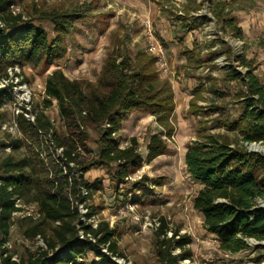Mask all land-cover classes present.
Instances as JSON below:
<instances>
[{"label":"trees","instance_id":"1","mask_svg":"<svg viewBox=\"0 0 264 264\" xmlns=\"http://www.w3.org/2000/svg\"><path fill=\"white\" fill-rule=\"evenodd\" d=\"M18 1L23 0H0V80L11 81L0 88V107L8 95L11 96L15 85L13 76L21 75L20 83L26 80L22 74L26 65L38 66L44 58L51 65L57 56L56 50L65 55V38L74 22V12H40V19L54 24L56 35L51 38L44 27L34 23L32 16L14 10ZM150 1L159 4L167 0ZM208 1L213 16L220 22V31L243 38V28L229 14V0ZM244 1L231 0L232 3ZM200 9L201 3L192 0L183 7L177 20L184 27L188 25L186 29L199 27L192 13ZM197 47L196 43L182 53L187 56L189 65L194 63L199 68L203 60ZM226 52L229 58L233 55L230 47ZM131 54L128 48L119 55L108 54L101 67L98 91L89 88V84L81 79H69L60 68L47 76L44 104L46 107L54 102L58 104L66 135H58L50 118L41 111L34 121L28 120L23 113L18 116L22 139L0 140V264H116L115 256L124 257L109 224L101 222L95 227L86 223L95 212L88 208L83 214L79 204L92 196L93 187L85 178V173L92 167L115 164L113 179L125 183L142 165L138 137L132 136L124 147L118 138L133 111L154 115L166 131L165 135L172 130L171 116L176 107L172 81L168 78L160 80L154 55L143 50ZM211 59H215V54ZM237 59L247 71L243 73L231 65L227 67L226 75L229 80L240 83L235 96L242 113L233 120H229V115H220L213 120L211 115L219 108V99L226 92L210 78V104L199 105L205 90L204 83H200L193 90L188 109L195 117L205 116V120L199 121L196 139L189 142L185 153L186 170L200 186L193 198V207L202 214L203 225L214 235L219 249L231 254L249 250L250 238L263 242L261 247L264 248V207L259 203L264 200V153L247 148L253 142L264 147V81L244 55ZM22 110L26 111L25 105ZM89 128L98 135V148L94 158L83 163L79 160V148L87 147ZM214 128L224 130L214 131ZM36 132L51 134L53 143L63 148L60 157L68 170L72 169L73 163L81 171L76 177L67 172L56 193L49 191L53 184H49L45 174L47 164L40 154V144L35 145ZM162 135L154 133L150 136L147 161L152 162L167 151L168 145ZM8 146L12 152H6ZM22 148L25 153L17 156L16 152ZM146 179L147 176H143L137 180L135 188L145 184ZM155 183L161 185L162 180L157 179ZM67 186L75 201L64 196L63 188ZM19 200L35 203L41 216L38 220L32 217L21 220V225H25L24 234L29 237L40 234L46 245L45 250L30 254L22 262L12 260L5 245L14 223V213L21 211L17 206ZM172 230L161 217L154 232L158 264H180L179 257L187 259L191 256L190 249L186 248L191 242L190 237L179 235L178 230L168 236ZM81 231L84 237H81ZM176 248L182 251L175 254ZM88 251H93L97 260L88 262Z\"/></svg>","mask_w":264,"mask_h":264},{"label":"rangeland","instance_id":"2","mask_svg":"<svg viewBox=\"0 0 264 264\" xmlns=\"http://www.w3.org/2000/svg\"><path fill=\"white\" fill-rule=\"evenodd\" d=\"M198 2L201 3V9L192 14L199 27L193 29H186L188 25L184 27L177 20L183 7L191 4L192 0H167L159 4L150 0H23L14 5L15 11L32 16L34 23L44 27L51 38L56 35L54 24L50 20L40 19V12H74V22L65 38V55L56 50L57 56L51 65L46 58L38 66L26 65L22 72L26 80L22 83L21 75L13 76L15 85L11 96L8 95L0 107L2 142L23 138L17 121L22 113L28 120L34 121L43 111L54 124L53 130L58 135H66V126L60 119L58 104L54 102L48 107L44 104L47 76L54 69L60 68L69 79H81L89 84V88L98 91L101 67L108 54L119 55L127 48L131 55L138 50L148 52V36L142 18L151 20L157 38L166 48L171 71L165 74L157 66V75L160 80L170 79L175 93L176 107L171 116V132L165 135L166 131L154 115L133 111L124 122L118 138L124 147L129 144L132 136L138 137L142 165L131 173L125 183L113 179L117 168L115 164L94 166L85 173V178L93 187L92 196L85 203L79 204L80 211L85 213L90 208L95 213L87 223L96 227L101 222H107L114 230V238L124 254V257H114L120 264H158L154 232L161 217L173 229L168 236L178 230L179 235L190 237L191 242L186 248L190 249L191 256L187 259L179 257L180 264H264V248L261 247L263 242L254 238L248 239L251 246L249 250L231 254L219 249L214 235L203 225L202 214L193 207V198L200 186L191 178L185 165L187 146L191 140L196 139L199 121L205 120V116L195 117L188 109L194 88L204 83L205 90L201 95L204 98L198 103L208 106V97L211 95L208 86L210 78H213L217 86L226 93L219 99V108L211 116L215 120L220 115H229V120H233L242 113L235 96L240 83L227 78V67L235 65L245 73L247 67L239 65L237 59L244 55L252 62L255 73L264 81V0H245L241 3L229 0L230 16L243 28L244 36L241 39L220 31V22L213 16L208 0ZM196 43V51L200 52L203 60L199 68L194 63L189 65L187 56L182 53L185 48H192ZM228 47L233 52L230 58L226 52ZM213 54L215 59L212 60ZM16 70L20 71L17 67ZM9 82L11 81L0 80V88ZM101 92L102 90L100 94ZM22 105L26 106V111L22 110ZM213 130L223 131L224 128ZM87 131V147L79 148V160L83 163L92 160L98 148L96 131L90 128ZM154 133H163L168 148L164 154L149 162L146 159L147 145ZM230 135L234 136V133L231 132ZM34 140L35 145L40 144V154L47 164L45 174L50 180L49 184H53L49 188L50 192L58 191L67 172L74 177L80 175L81 171L73 163L72 169L68 170L60 157L63 148L53 143L51 134L36 132ZM250 146H247L250 151L264 153L262 145L252 143ZM6 152H12L11 146L7 147ZM24 153L22 148L16 155L22 156ZM143 176H147L145 184L135 188L136 181ZM157 179L162 180L161 185L155 183ZM63 189L64 196L75 201L70 187ZM19 203L21 211L14 214V223L6 243L7 254L16 262H22L30 254H38L39 250L46 249L42 235L29 237L24 234L25 225H21V220L26 217L34 220L41 218L38 206L21 200ZM181 251L182 249L176 248L173 252L179 254ZM86 260L95 261L97 256L93 251H88Z\"/></svg>","mask_w":264,"mask_h":264},{"label":"built area","instance_id":"3","mask_svg":"<svg viewBox=\"0 0 264 264\" xmlns=\"http://www.w3.org/2000/svg\"><path fill=\"white\" fill-rule=\"evenodd\" d=\"M142 24L144 25L145 31H146L147 36H148V46H147L148 52L157 58V65H158L161 72H163L165 74L170 73L169 71H171V70H170V66L168 64V57H167L166 48H165L164 44L157 38V36L153 30L151 20L149 18H142ZM32 120H34V116L32 117ZM253 143H256V142H253ZM251 144L252 143H250L248 146H250ZM258 144L262 145L260 143H258ZM83 193H86L85 188H83ZM259 203L261 206L264 207V200H262V199L259 200ZM17 206L21 207V204L19 203V201H17ZM87 210H88V208H87ZM17 212H15V213H17ZM82 219L85 220V216H82ZM87 221H86V223H87ZM81 237H84L82 231H81ZM80 261H81V259L78 260V262H80ZM120 263L121 262H118L116 260V264H120Z\"/></svg>","mask_w":264,"mask_h":264}]
</instances>
